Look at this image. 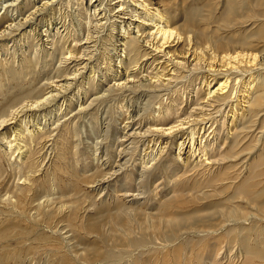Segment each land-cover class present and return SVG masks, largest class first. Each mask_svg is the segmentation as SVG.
<instances>
[{"label":"bare ground","instance_id":"6f19581e","mask_svg":"<svg viewBox=\"0 0 264 264\" xmlns=\"http://www.w3.org/2000/svg\"><path fill=\"white\" fill-rule=\"evenodd\" d=\"M92 1L86 7H92L89 12L92 11L95 17L103 13L104 8L98 9L99 0L97 4ZM116 1L118 7H110V11L117 7L115 16L106 19L105 23L98 18L94 27L106 28V36H103L107 39L102 40L104 44L112 45L114 61L120 63L117 67L123 68L121 76L120 71L109 65L113 79L121 76L113 85L117 89L125 88L129 93L142 90L148 100L138 104L133 109H137L135 113L130 111L134 106H125L123 114L127 122L121 127V137L130 140L131 146H122L124 141L119 139L120 135L112 138V143L108 144L115 146L116 152L107 145L110 149H106L107 155L105 150L103 156L106 159L100 168L91 176L77 177L69 187L77 186L80 190L81 184H88L98 194L109 177L121 170L125 187L120 185L121 189H115L118 199L115 205L95 208L93 217L86 215L83 218L79 212L87 201L84 196L80 200L77 191L56 186V196L47 198L51 188L36 185L31 171L33 160H28L27 153L32 151V145L47 127L46 120L43 126L37 122L39 116L54 117L56 112L66 115L71 107L67 103L70 104L75 93L84 95L82 102H86L87 94L100 86L94 83L96 70L89 56L85 62L69 65L68 61L75 59L73 55L78 51L75 53L69 48L61 52L52 42L50 53L45 47L39 48L41 59H44L41 64L49 66L55 59L58 62L50 69L57 70L55 78L58 82L53 80V75L38 76L39 70L35 67H38L40 57L29 59L25 55L24 60L18 59L23 62L19 69L0 65V75L9 81L15 79L21 83L31 75L26 81L35 83L43 79L41 84L45 87L39 91L37 86L26 85L27 89H23L21 83L10 95L11 100L0 107V140L4 142L6 160L10 166L21 162L22 167L28 169L22 182H18L21 179L19 173L16 183L0 191L3 192L0 203L9 207L6 211L11 215L0 222L1 264L10 255L14 257L10 248H6L11 246L9 241L24 240L30 235L28 222L36 228L43 227L37 237L45 242L49 231L64 221L70 231L79 229L85 233L81 243L76 242L81 247L58 254L55 251L60 242L54 241L48 250L51 258L45 264H193L203 258L207 264H222L224 258H235L238 264H264V0H182L181 14L176 11L179 10L178 0ZM28 3L26 0L22 4L24 10L18 20L10 19L7 13L0 16V36L5 31L9 33L22 28L20 35L29 37L25 27L39 7ZM196 3L200 5L196 7ZM47 4L48 1H44V5ZM88 37L86 45L92 38ZM94 41L96 43V39ZM113 41L118 43L113 45ZM46 53L48 59L42 58ZM103 75L105 78V71ZM83 81L88 84L86 88ZM70 91L75 92L68 95ZM96 99L88 106L91 107ZM6 126L12 134L4 131ZM257 145L262 146L258 157L248 161ZM124 151L135 157L130 168L125 166L128 161H121ZM173 159L179 167L178 170L175 167L177 171L170 176L166 175L169 182L171 176L187 173L190 177L201 178L205 187L211 190L194 195L172 185L165 193L167 198L158 201L157 213L149 214L145 208V195L141 200L138 196L156 195L157 184L147 192L139 187L148 178L150 181L161 165H168V160ZM238 165L242 169H237ZM214 166L216 169L212 170ZM244 172L247 174L241 178ZM134 174L138 183L131 190L126 187V178L132 181ZM239 178L240 181H236ZM2 179L0 175V181ZM228 193L230 195L225 196ZM210 196L218 199L209 198L205 202ZM223 247L228 248V257H220ZM37 248L34 246L33 249ZM233 250L237 254H232Z\"/></svg>","mask_w":264,"mask_h":264},{"label":"rangeland","instance_id":"374dc122","mask_svg":"<svg viewBox=\"0 0 264 264\" xmlns=\"http://www.w3.org/2000/svg\"><path fill=\"white\" fill-rule=\"evenodd\" d=\"M25 1L26 0H0V16H2L3 13H7L6 16H9L10 19L17 18L16 20H18L22 18L21 11H23L24 9L21 6L23 3H25ZM28 1H29L28 3L29 5H32V6L35 5V7L37 6L39 7V10L35 12L36 14H34L31 18H29L28 24L25 27L26 31L28 30L27 32H28L29 37H27V34L20 35L22 33V28H19L18 30L9 32V33L5 31L2 34L3 36H0V65L5 68L10 67L12 69H16L18 67L19 69V67L23 64V62H19L18 59L22 58L24 60L25 55L29 59L40 57V59L38 58L39 59V63L37 64L38 67H35L37 68L35 69L36 71L39 70L38 76L45 77V76L53 75V77L55 78L56 77L55 73L57 74V70L53 71L50 69L52 68V66H56L58 62L55 59L54 63L50 61V64H51L49 65L50 67L44 66V63L41 64L44 61V59H41V56H40L41 52H39V48L45 47L44 49H47V53H50V51L53 49V45H51V42H52V43H56L57 49L58 50L61 49L60 50L61 52H65L69 48L70 49L72 48V51L75 53L78 51L76 54L73 55L75 59L73 58L68 61L69 65L74 64V62L76 61L85 62L84 59L90 57L91 63L94 65V68L96 70L95 71L96 76L94 79V83L100 84V86L97 85V87H95L94 90H92L90 93L87 94L86 96L87 104L85 100L84 102H82L83 101L82 98L84 95L82 94L77 95L75 93L76 97L74 96L71 98L72 100L70 101V104L67 103L68 105L71 106L69 111H67L68 114L60 115V113H58L59 114L58 115L57 112L53 113L54 117H57V120H55L54 117H50V115L44 116V118L42 117V115L39 116V119L37 120V122L40 123V126H43L44 125L43 123L46 120L47 127L43 128V132L46 130V133L44 132L45 133L44 134L42 132L38 136L37 141L34 142V144L32 143L33 144L31 148L32 151H29V153H27L29 154L28 160L30 161L33 160V162H30L31 169H32L31 171H33L32 173L34 174V177L36 179L35 180L36 185L42 184V185H47L51 188L50 191H48L46 194L47 198L50 196L51 197L56 196V195L54 196V194H56V191H55L56 186L58 188H63V189L66 188L68 189V191H71V192L77 191L76 193L77 195H79L80 200L84 199L83 196L87 200L84 206L82 207V209H80L79 215H81V217L83 218L86 215H89L88 217H93L95 213V208L104 207L105 204H108L110 207H112L113 205H115V202H117L118 199H116V196L114 194L115 189H119L121 186L125 187L123 183L124 176H121V174H123L122 173L123 170L118 171L115 174H113L111 177H109V179L107 180L109 184L107 182L104 183L102 190L99 191L98 194H96L92 190L93 187H90L92 185L87 184L85 186L81 184L80 188L81 187L82 188L80 190H77V186L69 187V185L73 184V182H75L77 177H80L85 174L91 176V173L93 171L95 172V170L100 168L101 162L103 161V159H106V157L103 156L106 149L108 150L112 148L114 149V151L116 150L115 149L116 147L114 146L113 148V146H110V144L112 143V138H116L119 135H120L119 139L123 140V138L121 137V127L124 125V123L127 122V119L125 118V115L123 114L126 109L125 106H128L130 104L131 106H134L130 108L131 109L130 111L132 113L133 112L135 113L137 109L136 110H133V109L142 105L143 102L145 103L148 100V95L147 94L145 95V93L141 92L142 90H138V92L136 90L134 91L135 93L134 94V93H129V91H127L125 88L117 89L115 87L116 83L119 81V78L123 76L122 74L123 68L120 66H118L119 67L118 68L117 65H119L120 63L118 64L117 61L116 62L114 61L115 56L113 55L114 52L111 49L112 45L110 46L109 42L104 44V40H102V39H107L106 37H104L106 36L105 33H107L106 28L99 29L98 26L94 27V25H96L95 22L97 21L98 18H100L99 19L100 22L105 23L106 19L108 20L110 19V17L112 19V17L115 16L114 13L117 10L116 8L118 7L116 0H112L110 2L109 0H99L98 9L101 6L100 9L104 8V10H102L103 13H100L98 14V16H95V17L93 16L92 11L89 12L90 10H93L92 7H86V4H88L90 0H37V1L28 0ZM44 1H48V4L44 5ZM94 1H95L94 4L98 3V0H93L92 2ZM177 2H178V5H177ZM188 2H192V1L188 0ZM151 3H154L153 0L151 1ZM182 4H183L182 0L176 1V6H178L177 9H179L176 11L178 13L180 12V14L182 13L183 8L179 6H182ZM114 5H116L117 7L115 6V8L113 9L114 11L112 10L110 11V7ZM195 5L197 7L200 5V3H196ZM87 9L88 11H86ZM101 16H103V18ZM124 18H127V17H124ZM87 23L89 24V26H87ZM4 26H6L5 23H4ZM87 34L89 36H92V38L90 42L87 43L86 45L85 39L89 38ZM95 39H96V43L94 41ZM37 40H39L37 42L39 44H36ZM101 41L103 42V44L101 43ZM113 42H114L113 45H116L118 43L117 41H113ZM31 43L32 45H30ZM47 53L45 54L46 56L42 55V58L47 57L46 59H48ZM82 53L85 54V56ZM13 60H14V65H12ZM109 65L112 66L113 69H117V71H120L119 75L121 76L117 75L116 78L113 79L114 75L111 73L112 71ZM1 66H0V74H2ZM85 70L83 72L84 75L86 72ZM104 71L106 74L105 78L103 77ZM143 73H146V72H142V74ZM42 74L43 75L45 74V75L41 76ZM142 74H140L139 76H141ZM30 77L31 75H28L25 79H22V80H25L24 82L21 81L23 85L22 86L23 89H27L28 85L35 86V87L37 86L39 88V91L45 89V87L41 84L43 79L42 80L38 79L35 81V83H32L31 81L30 82L26 81ZM54 78L53 80H56V82H58L59 79H56V78L54 79ZM262 78H264V76ZM0 79H1L0 80V107H3L9 102V100H11L10 95H12L13 92H16V90L21 86V83L15 79H13L12 81H9L7 80L5 76L2 77V75H0ZM83 82L86 83V81H83ZM84 83H83V86L84 88H86L88 84L87 83L84 84ZM131 83L133 82H130V84ZM197 86L198 84L196 85V87ZM107 87H109L110 89H107ZM107 90H109V92ZM187 91H189V89H187ZM73 92L75 91H72V92L70 91L68 95H70V93H73ZM126 92L128 94H126ZM3 94L4 95L6 94L5 97ZM128 95L129 96L131 95V96L129 97ZM138 96L140 99L138 98ZM95 98L97 99L93 102L94 105L92 104L91 107L90 105L88 106L89 102L93 101V99ZM136 100L139 101V103ZM79 104H81L83 106L81 107L85 109H81V107L79 108L78 107ZM63 109L64 107L62 108V110ZM50 119L52 120L49 121ZM7 127L9 128V126H6V129H4V131L12 134V130L11 129L9 130ZM133 127L135 128L137 126L134 125ZM66 128L67 130L69 129L68 130V132L70 131L69 133L67 132V130H65ZM98 134L100 136H98ZM105 137L107 138L105 139ZM99 141L102 143H99ZM123 141H124V144L122 146H125V145L131 146V144H129L130 140L126 141V139H124ZM0 142H1L0 143V175L3 178L0 181V191H3L7 185L16 183V180L19 177V173H20L21 179H19L18 182L19 181L22 182L23 177L26 174H28L27 172L28 169H25L24 167H22L21 162H19L17 165L13 163V165L10 166L8 159L6 160L8 156L6 155V150L3 145L4 142L1 140ZM45 142L47 143L45 144ZM107 145L108 147L110 146V148H108ZM98 147L100 148V150ZM123 148L124 147H122V149ZM261 149H262L261 145H257V147H254L252 149L253 150L252 154L248 156V161H252L253 158L256 159ZM107 150H106V155H107ZM124 153L125 154L124 156H122L121 161L122 162L128 161L125 166L130 168L129 165L131 164L132 160L135 157L132 158L128 153H126V151H124ZM2 154H3V158H2ZM95 155L97 157H95ZM11 159L12 161H14L12 157ZM233 163L235 164L234 161ZM166 164L168 165L163 164L157 171L155 170V175L153 174L154 175L153 178L150 181L148 178L147 182L143 186L140 185L139 187L141 191L147 192L153 187V185H155V183L157 184L154 190V192H156V195L150 193V194H141L140 196H138L140 197V200H141L142 197H144L145 195V200H146L145 208L147 209V212H149V214L157 213L156 207H157L158 201L160 199L167 198L165 193L169 191L168 189L171 188L172 185H174L176 189L182 188L183 192H189L194 195H197L198 193L200 194L201 191L211 190L210 188L205 187V184L202 182L201 178L197 176H193V175L192 177H190V175H188L187 173H186L187 175L177 174L176 176H171L172 179L169 182L168 176L166 175L170 176L173 173V171H177L179 164L177 161H175V159H173V161L168 160ZM175 167H177V170ZM170 168L171 169L174 168L175 170H171ZM236 168L242 169L241 165L236 166ZM215 169L216 167L214 166L212 170H215ZM246 174L247 172H244V174H242L240 177L242 178V176H245ZM241 178H239V180H236V181H240ZM131 179L132 181H128L129 178L128 177L126 178L128 182L126 187L132 190V189H135L137 186V183H138L137 175L134 174L133 176H131ZM158 179L159 181H157ZM176 191H180V190H176ZM228 192H231V190H229ZM1 193H0V196H2ZM228 195H230V193H228L225 196L228 197ZM211 197L212 196L208 197V199L204 201L207 202L210 199L211 200L218 199L216 196L213 198ZM223 197H222V200H223ZM181 203H182V199L180 201V204ZM8 208L9 207H5L2 202L0 203V213H1L0 222H4L5 218L11 217V215L8 214L7 212ZM179 209L185 210L183 209V207H179ZM141 211L143 210L141 209ZM66 224L67 223L65 221L63 223H59L58 228L49 231L47 241L43 242V241H39L38 239L39 237L38 234L40 233V231L43 230V227L40 226L36 228L35 225L28 222L27 227L31 229L30 235L27 236L24 240L15 239V240L9 241L11 246L6 247V248H10L9 250L10 254L12 253L14 257H11L10 255V258L4 264H17L20 261L22 262V264H45L51 258V254L48 251L50 250L49 248L53 245L54 241L58 242V240L60 242L59 243L60 247L57 248V251H55L56 253L59 252L61 254L63 253V250L68 251L71 248H72L71 250H75V249L78 250L81 246L77 243H81L82 241L81 238L84 236L85 233L79 229L70 231L66 227ZM23 226L26 227L25 224H23ZM37 241L40 243H38ZM34 246H38V248L33 249ZM2 247L3 245L0 246V264L2 260L1 254L3 252ZM223 248L224 249H222L220 257L221 258L228 257L227 251H226L228 248L227 247H223ZM232 254L234 255L237 254L236 250H233ZM241 257H242V254H240L239 259H241ZM205 261L206 260L203 258L202 261H197L193 264H207ZM226 263L238 264L239 261L235 258H231L230 260L227 258H224V262L222 264H226Z\"/></svg>","mask_w":264,"mask_h":264}]
</instances>
